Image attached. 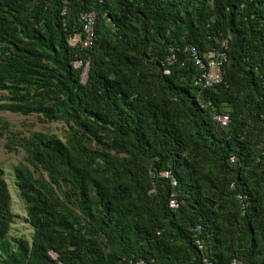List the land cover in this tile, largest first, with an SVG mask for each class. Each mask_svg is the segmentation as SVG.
Masks as SVG:
<instances>
[{"label":"trees","instance_id":"obj_1","mask_svg":"<svg viewBox=\"0 0 264 264\" xmlns=\"http://www.w3.org/2000/svg\"><path fill=\"white\" fill-rule=\"evenodd\" d=\"M85 10L89 48L68 43ZM223 40L222 81L195 84L186 49ZM0 92L1 110L64 125L0 123L24 152L13 175L32 228L9 236L0 167V264H264V0H0Z\"/></svg>","mask_w":264,"mask_h":264},{"label":"built area","instance_id":"obj_2","mask_svg":"<svg viewBox=\"0 0 264 264\" xmlns=\"http://www.w3.org/2000/svg\"><path fill=\"white\" fill-rule=\"evenodd\" d=\"M61 13H64V8ZM80 21L82 24V33H73L68 37V43L74 45L79 43L82 47L89 48L92 45L93 35H94V25L96 19L95 10H85L80 13ZM226 48L227 41L223 40L220 45L208 49L202 55L198 53L197 48L193 45L189 46L188 50L189 57L192 63L198 67L200 73L195 78L194 83L201 85L203 87H210L215 84H219L223 77V65L226 61ZM173 59V55L167 57L170 61ZM79 61H74L73 65L75 67L79 66ZM167 71V70H166ZM84 75V74H83ZM84 80V77H82ZM213 120L219 126H226L229 123V115L225 112H213ZM160 175L169 177L171 185H176L175 178L169 173V171H161ZM240 197V195H238ZM168 207L174 209L178 207V202L174 191H171L168 195ZM201 226L198 224L192 228V237L195 245L198 249L204 248L203 240L200 236ZM203 264H211L207 258H202ZM117 264H153L152 261H147L142 258H126ZM230 264H241V261L237 258H233Z\"/></svg>","mask_w":264,"mask_h":264},{"label":"rangeland","instance_id":"obj_3","mask_svg":"<svg viewBox=\"0 0 264 264\" xmlns=\"http://www.w3.org/2000/svg\"><path fill=\"white\" fill-rule=\"evenodd\" d=\"M6 95V92H0V98ZM7 121L13 129L28 133L29 131H43L56 133L62 136V129L64 127L59 121H42L35 114L21 115L18 113H11L0 109V123ZM4 135L0 134V167L4 171V178L8 184L9 191L12 196V211L16 215L14 222L11 224L9 236L24 235L30 237L32 228L26 221L25 205L18 197L17 188L15 185V178L13 175V167L19 162L24 161V152L18 148L15 151H8L4 147Z\"/></svg>","mask_w":264,"mask_h":264}]
</instances>
